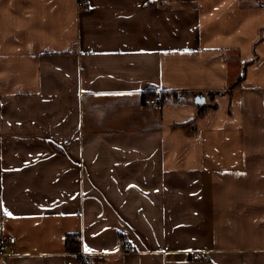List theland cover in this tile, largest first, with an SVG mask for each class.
Returning <instances> with one entry per match:
<instances>
[{
	"label": "crops",
	"instance_id": "1",
	"mask_svg": "<svg viewBox=\"0 0 264 264\" xmlns=\"http://www.w3.org/2000/svg\"><path fill=\"white\" fill-rule=\"evenodd\" d=\"M0 236V264H264V0H0Z\"/></svg>",
	"mask_w": 264,
	"mask_h": 264
},
{
	"label": "built area",
	"instance_id": "2",
	"mask_svg": "<svg viewBox=\"0 0 264 264\" xmlns=\"http://www.w3.org/2000/svg\"><path fill=\"white\" fill-rule=\"evenodd\" d=\"M149 102L154 107L157 108L160 107V102L157 97L150 98ZM15 242H16L15 237L0 236V258L7 256L11 252L13 246L15 245ZM123 243H124V251L131 252L133 250L132 242L128 238H125L123 240ZM194 257L197 258L198 255H194Z\"/></svg>",
	"mask_w": 264,
	"mask_h": 264
},
{
	"label": "trees",
	"instance_id": "3",
	"mask_svg": "<svg viewBox=\"0 0 264 264\" xmlns=\"http://www.w3.org/2000/svg\"><path fill=\"white\" fill-rule=\"evenodd\" d=\"M244 77V73L240 75V80ZM167 101V98L162 97L161 102ZM205 108L201 109V113H204ZM67 249L78 252L80 250V237L77 234L68 235L66 240Z\"/></svg>",
	"mask_w": 264,
	"mask_h": 264
},
{
	"label": "water",
	"instance_id": "4",
	"mask_svg": "<svg viewBox=\"0 0 264 264\" xmlns=\"http://www.w3.org/2000/svg\"><path fill=\"white\" fill-rule=\"evenodd\" d=\"M203 100H204V96H203V94H200L196 101L201 102Z\"/></svg>",
	"mask_w": 264,
	"mask_h": 264
},
{
	"label": "snow or ice",
	"instance_id": "5",
	"mask_svg": "<svg viewBox=\"0 0 264 264\" xmlns=\"http://www.w3.org/2000/svg\"><path fill=\"white\" fill-rule=\"evenodd\" d=\"M9 215H11V213H8ZM85 251H89V249L87 247H85Z\"/></svg>",
	"mask_w": 264,
	"mask_h": 264
}]
</instances>
